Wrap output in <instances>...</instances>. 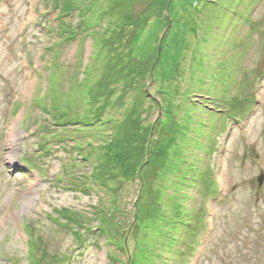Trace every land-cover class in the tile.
<instances>
[{"label":"rangeland","instance_id":"obj_1","mask_svg":"<svg viewBox=\"0 0 264 264\" xmlns=\"http://www.w3.org/2000/svg\"><path fill=\"white\" fill-rule=\"evenodd\" d=\"M262 175L264 0H0V264H264Z\"/></svg>","mask_w":264,"mask_h":264},{"label":"trees","instance_id":"obj_2","mask_svg":"<svg viewBox=\"0 0 264 264\" xmlns=\"http://www.w3.org/2000/svg\"><path fill=\"white\" fill-rule=\"evenodd\" d=\"M73 34H75L76 35V33H74V32H72ZM74 37V36H73ZM159 94H166L165 92H163V91H161V90H159V92H158ZM97 122H98V120H96ZM67 220H69L70 218H66ZM194 248V247H193ZM193 248H190V250L191 249H193ZM32 263V262H31Z\"/></svg>","mask_w":264,"mask_h":264},{"label":"bare ground","instance_id":"obj_3","mask_svg":"<svg viewBox=\"0 0 264 264\" xmlns=\"http://www.w3.org/2000/svg\"><path fill=\"white\" fill-rule=\"evenodd\" d=\"M9 161L13 162L14 161V156H13V153H10L9 154V157H8Z\"/></svg>","mask_w":264,"mask_h":264},{"label":"water","instance_id":"obj_4","mask_svg":"<svg viewBox=\"0 0 264 264\" xmlns=\"http://www.w3.org/2000/svg\"><path fill=\"white\" fill-rule=\"evenodd\" d=\"M263 180H264V175H262V176L259 178V184H260V186H262V182H263Z\"/></svg>","mask_w":264,"mask_h":264}]
</instances>
